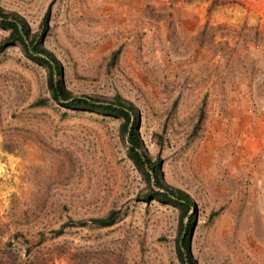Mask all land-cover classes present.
Here are the masks:
<instances>
[{
  "label": "rangeland",
  "instance_id": "obj_1",
  "mask_svg": "<svg viewBox=\"0 0 264 264\" xmlns=\"http://www.w3.org/2000/svg\"><path fill=\"white\" fill-rule=\"evenodd\" d=\"M0 5L36 32L47 11L43 45L74 95L118 94L135 105L139 136L159 157L163 180L194 202L187 215L194 213L190 252L198 264H264V0ZM41 96L48 97L44 70L17 46L0 49V252L8 238L20 252L41 232L30 255L58 249L51 264H180L177 210L140 199L144 182L125 156L117 120L50 99L34 105ZM112 206L121 216L111 226L65 227L52 237L64 221Z\"/></svg>",
  "mask_w": 264,
  "mask_h": 264
},
{
  "label": "trees",
  "instance_id": "obj_2",
  "mask_svg": "<svg viewBox=\"0 0 264 264\" xmlns=\"http://www.w3.org/2000/svg\"><path fill=\"white\" fill-rule=\"evenodd\" d=\"M47 11L40 21L41 30L32 31L26 19L14 10L5 9L0 5V28L5 35L0 40V49L6 46H17L23 56L44 70V85L48 97H37L34 105H44L50 99L55 104L73 111H86L104 117L117 120V135L124 142L125 156L133 167L141 175L144 188L141 192V200L144 202L155 200L160 203L170 204L176 208L178 213V227L174 237V251L180 264H198L190 252V239L194 213L187 215L188 210L193 207L194 202L190 196L163 180L161 164L157 155H149L142 143L138 133L139 113L135 105L115 94L107 97L100 94L74 95L65 85L63 71L59 60L43 45L42 32L46 28ZM119 49L110 53L109 64H114ZM175 102H173L174 104ZM204 116V104H202L192 125V135L196 133ZM161 141V134L154 133V138ZM5 150L10 151L8 148ZM121 216V211L116 206L110 207L101 216H92L84 219H68L61 223L55 230H51L52 237L59 236L65 227H83L87 224L96 228H105L114 224ZM186 217L185 223L182 219ZM13 237L21 235L13 232ZM42 233L38 234L36 240L31 243L23 240L25 246L16 250L10 238L1 244L0 264H51L55 257L61 253L57 250H48L45 253L31 256L32 249L40 246L43 241ZM1 236V232H0ZM25 255V261L22 259ZM30 255V256H29ZM74 260V264H76Z\"/></svg>",
  "mask_w": 264,
  "mask_h": 264
}]
</instances>
